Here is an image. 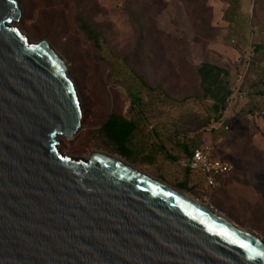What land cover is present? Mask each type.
Instances as JSON below:
<instances>
[{
	"label": "rangeland",
	"instance_id": "1",
	"mask_svg": "<svg viewBox=\"0 0 264 264\" xmlns=\"http://www.w3.org/2000/svg\"><path fill=\"white\" fill-rule=\"evenodd\" d=\"M18 2L22 18L13 26L32 42L52 45L80 97L81 129L73 140L59 137L66 155H118L183 190L178 144H210L235 169L211 195L193 185L197 177L190 178L193 192L183 191L264 242V0ZM79 13L101 32V50L81 31ZM201 66L217 75L202 77ZM237 93L243 101L224 102ZM138 94L140 106L131 98ZM218 101L225 110H215ZM111 113L138 121L129 152L98 133ZM159 141L165 151L144 163L138 142Z\"/></svg>",
	"mask_w": 264,
	"mask_h": 264
},
{
	"label": "water",
	"instance_id": "2",
	"mask_svg": "<svg viewBox=\"0 0 264 264\" xmlns=\"http://www.w3.org/2000/svg\"><path fill=\"white\" fill-rule=\"evenodd\" d=\"M0 0V264H264V245L101 154L66 155L83 109L63 57Z\"/></svg>",
	"mask_w": 264,
	"mask_h": 264
},
{
	"label": "trees",
	"instance_id": "3",
	"mask_svg": "<svg viewBox=\"0 0 264 264\" xmlns=\"http://www.w3.org/2000/svg\"><path fill=\"white\" fill-rule=\"evenodd\" d=\"M79 27L81 31L86 35L87 39L92 43L93 47L97 50H101V32L98 31L94 25L88 20L87 16L83 13H79L78 16ZM199 71L202 77L211 75L215 77L217 74H213L212 70L209 67L201 66ZM229 97V96H228ZM227 97V98H228ZM131 98L135 101V104L140 106L142 104V97L140 94L134 96L131 95ZM226 100V98H225ZM224 100V102H225ZM222 102V103H224ZM220 101H218L217 106H215V110L217 112L225 110V106H223ZM139 125L136 119H127L121 114L111 113L107 119L103 122L98 133L102 136L103 140L113 145V147L117 150L119 149L122 154L124 152H129V149L126 145L132 141L134 142V138L136 134L139 132ZM131 142V143H132ZM140 145L137 147L139 151H141L146 156V162L144 163H153L155 162L152 158L153 152L157 149L158 152H163L164 146L162 143L158 144V142H153L151 144H142V142H138ZM182 149L186 152V155H190L189 153V145L184 141L180 143ZM159 155V154H158ZM168 155V154H167ZM123 156V155H122ZM169 157L171 155H168ZM126 158V157H125ZM129 161V159H128ZM130 162V161H129ZM133 163V162H131ZM184 179L178 183V187L183 190H187L189 192H193L195 186H190V178L197 177V182L193 185L202 184L205 186L202 177L196 172L191 171L190 169H184Z\"/></svg>",
	"mask_w": 264,
	"mask_h": 264
},
{
	"label": "built area",
	"instance_id": "4",
	"mask_svg": "<svg viewBox=\"0 0 264 264\" xmlns=\"http://www.w3.org/2000/svg\"><path fill=\"white\" fill-rule=\"evenodd\" d=\"M244 97V94L237 93L234 96H229L225 101L230 105L233 98L243 101ZM178 164L199 174L210 195L219 187L220 180L235 169L233 162L217 157L213 146L206 143L193 146L190 155L182 156L178 160Z\"/></svg>",
	"mask_w": 264,
	"mask_h": 264
},
{
	"label": "bare ground",
	"instance_id": "5",
	"mask_svg": "<svg viewBox=\"0 0 264 264\" xmlns=\"http://www.w3.org/2000/svg\"><path fill=\"white\" fill-rule=\"evenodd\" d=\"M95 154H101V155H104V156H107L109 158H111L112 160H114L115 162L129 168V169H132L134 171H137V172H140V173H143L144 175L148 176L149 178L153 179L154 181L158 182L159 184L163 185L164 187H166L167 189L171 190L172 192L184 197V198H187V199H190L191 201L195 202L196 204L200 205L201 207H203L204 209L208 210L209 212L213 213L214 215L218 216L219 218H221L222 220L226 221L227 223H230L232 224L234 227H237L235 226L230 220H228L226 217H224L222 214H220L219 212L209 208L208 206H206L205 204L201 203L200 201H198L194 196H192L190 193L186 192V191H183V190H179L177 188H174L173 186L155 178L154 176L148 174V173H145L143 170L137 168L134 164L130 163L129 161L125 160L124 158H122L121 156H118V155H113V154H108L106 152H95ZM238 228V227H237ZM241 230V229H240ZM242 232L246 233L247 235L251 236L252 238H254L255 240L259 241L260 243H262L264 245V242L262 240H260L259 238H257L254 234H252L251 232L249 231H245V230H241Z\"/></svg>",
	"mask_w": 264,
	"mask_h": 264
},
{
	"label": "crops",
	"instance_id": "6",
	"mask_svg": "<svg viewBox=\"0 0 264 264\" xmlns=\"http://www.w3.org/2000/svg\"><path fill=\"white\" fill-rule=\"evenodd\" d=\"M228 96H226V98H227ZM218 104V103H217ZM217 104H216V106H217ZM160 142V141H159ZM161 143V142H160ZM188 145H189V147H190V151H189V153L191 152V149H192V147L193 146H196V145H199V144H202V143H199V142H195V143H193V142H190V143H187ZM178 146H179V150L177 151L178 152V154H180L181 156H184V155H186V152L182 149V147H181V145L180 144H178ZM160 153H162V152H158V150L156 149L154 152H153V155H152V158H153V160L155 161L156 159H157V157H158V154H160ZM215 155H216V151H215ZM217 156V155H216ZM132 164H135V163H132ZM146 164H148V165H152L153 163H146ZM225 178V177H224ZM224 178H222L221 180H220V185H221V183H222V181H223V179ZM220 185H219V187H220ZM205 188H206V186H204ZM218 187V188H219ZM218 188H216V190L218 189Z\"/></svg>",
	"mask_w": 264,
	"mask_h": 264
},
{
	"label": "flooded vegetation",
	"instance_id": "7",
	"mask_svg": "<svg viewBox=\"0 0 264 264\" xmlns=\"http://www.w3.org/2000/svg\"><path fill=\"white\" fill-rule=\"evenodd\" d=\"M142 109V108H141ZM141 109H139V111L141 112ZM139 111H137L138 112V114H139Z\"/></svg>",
	"mask_w": 264,
	"mask_h": 264
}]
</instances>
